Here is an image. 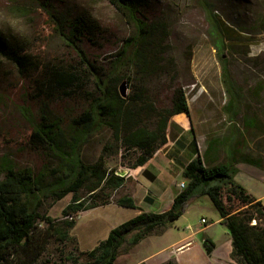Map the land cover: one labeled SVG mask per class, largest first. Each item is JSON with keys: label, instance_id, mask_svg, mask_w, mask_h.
Returning <instances> with one entry per match:
<instances>
[{"label": "rangeland", "instance_id": "374dc122", "mask_svg": "<svg viewBox=\"0 0 264 264\" xmlns=\"http://www.w3.org/2000/svg\"><path fill=\"white\" fill-rule=\"evenodd\" d=\"M144 13L148 22L159 21L166 26L168 38L164 43L170 44L176 66L169 73L159 72L142 78L136 75L134 67L124 64L125 78H131L130 93L143 89L141 91L153 98L157 106H163L169 104L171 87H182L196 120L200 114L208 115L209 110L223 114L234 105L244 112L239 119L244 127L256 115L264 126V0H151ZM79 16L91 18L97 26L89 38L77 40L79 49L101 73L109 72L119 53L127 49L126 40L137 32L131 18L109 0H0V33L26 43L42 63L79 66L83 59L79 49L67 43L59 32L69 33L71 22ZM58 17L63 20L62 27L58 25ZM212 20L219 23L224 32L222 49L216 48L211 34ZM222 59L230 74L229 86L224 82ZM82 82L74 95L46 97L41 94L38 97L35 84L22 78L11 62L0 57V165L10 160L19 168L30 167L35 172L43 167L46 157L29 144L34 125L42 114L49 113L61 118L64 126L69 127L98 94L91 74L87 73ZM219 127L220 137L229 131L225 121ZM246 130L251 135L249 127ZM204 135L203 144L212 136ZM188 136L192 137V132ZM110 137V130L95 136L84 147L83 160L95 162ZM224 145L231 147V143ZM228 154L232 158V153ZM106 160L109 167L120 171L129 169L122 163L121 155ZM220 160L225 162L227 158L223 154ZM248 164L246 169L251 176L246 178L251 192L262 195L264 183L257 179L264 177V169L256 165L253 171V165ZM3 177L1 173L0 179ZM127 194L130 192L127 193L126 188L120 189L112 204L75 216L77 222L69 240L62 243L52 239L45 257L62 260L73 255L84 259L82 253L94 249L113 228L142 211L161 212L170 206L168 197L147 202L140 193L135 195L139 208L118 205L117 199ZM71 199L72 194H69L58 201L48 211L49 215L63 219V209ZM230 206L234 211L244 208L238 200L231 201ZM202 218L207 222L203 223ZM206 238L215 243L212 254L204 246ZM231 238L210 196L197 195L190 199L183 215L164 232L152 234L133 247L125 242L117 264H160L169 260L178 264H241L231 256ZM189 241L187 249L178 251Z\"/></svg>", "mask_w": 264, "mask_h": 264}, {"label": "trees", "instance_id": "16d2710c", "mask_svg": "<svg viewBox=\"0 0 264 264\" xmlns=\"http://www.w3.org/2000/svg\"><path fill=\"white\" fill-rule=\"evenodd\" d=\"M109 1L127 14L137 29L126 40L127 49L119 53L109 72L101 73L77 45V40L89 38L94 28L97 29L91 18L77 17L71 22L69 33L59 30L67 43L79 49L83 58L79 66L42 63L26 43L0 33V57L11 62L22 78L35 84L36 96L74 95L87 73L92 75L98 93L69 127L59 117L49 113L41 115L29 138L31 148L47 159L38 172L30 167L19 168L10 160L0 165V175L4 173L0 179V264H117L125 242L133 247L152 234L164 232L183 215L190 199L197 195L212 199L232 237V258L241 264H264V202L235 181L234 162L207 166L199 152L184 168L188 183L176 195L170 209L142 211L113 228L94 249L83 252L84 259L73 255L62 260L45 257L52 239L62 243L69 240L70 231L76 226L75 216L113 203L115 193L126 184L127 175L109 167L107 157L121 155L122 163L128 168L145 165L167 144L171 118L180 113L190 115L182 87H171L169 104L163 106H157L143 89L129 91L126 98L121 95L119 85L127 75L122 72L124 64L134 67L137 76L147 78L159 72L169 73L176 63L170 54V44L164 43L168 38L166 26L159 21L148 22L144 13L151 0ZM62 22L58 17L61 27ZM211 34L216 48L222 49L224 32L215 20H212ZM221 61L224 82L229 86L230 74L225 60ZM127 79L131 82L130 77ZM106 130L111 131V137L100 157L95 162H85L84 147ZM69 194L72 199L63 209V219L49 215L48 211ZM233 200L240 201L244 208L234 211L230 206ZM116 203L138 208L130 194L119 197ZM254 220L258 222L253 223ZM204 246L209 254L213 253L215 243L211 239L206 238ZM160 264L178 263L169 260Z\"/></svg>", "mask_w": 264, "mask_h": 264}, {"label": "crops", "instance_id": "0c3cea01", "mask_svg": "<svg viewBox=\"0 0 264 264\" xmlns=\"http://www.w3.org/2000/svg\"><path fill=\"white\" fill-rule=\"evenodd\" d=\"M231 107L223 114L209 110L208 115L200 114L198 120L195 119L194 114L192 115L193 111L190 107V115L180 113L171 118L167 130V144L161 147L145 165L127 169L128 180L122 189L126 188L127 193L130 192L136 205L135 195L140 193V197L147 202L168 197L170 199L168 209H170L176 195L184 189L180 187L181 183H188L183 175L184 168L198 155V152L205 157L207 166L234 162L235 181L243 185L251 195L264 202V194L254 195L251 186L249 187L250 181L246 178L251 176L246 169L248 163L253 165V171L256 170V165L264 169L263 120L258 115L250 119L246 126L250 130L251 135H249L245 125L239 123L244 112L239 111L234 105ZM228 117H230L229 121ZM224 121L225 128H229V131L220 137L219 125ZM206 131L207 135H204ZM189 132H192V137L188 136ZM203 135L213 137L211 136L209 142L205 141L203 144L201 140ZM225 142L231 143V147L227 148ZM228 153H232V158ZM223 154L227 158L225 162L220 160ZM257 180L259 183H264L263 176ZM190 244V241L183 244L178 251H184ZM185 245L186 247L183 248Z\"/></svg>", "mask_w": 264, "mask_h": 264}, {"label": "water", "instance_id": "95a60500", "mask_svg": "<svg viewBox=\"0 0 264 264\" xmlns=\"http://www.w3.org/2000/svg\"><path fill=\"white\" fill-rule=\"evenodd\" d=\"M129 83H130L129 80L127 78H125L119 85V91H120L121 95L125 98L128 97V95H129V91H130ZM127 173H128L127 170H123L120 172L121 175H127Z\"/></svg>", "mask_w": 264, "mask_h": 264}, {"label": "built area", "instance_id": "2783aa9c", "mask_svg": "<svg viewBox=\"0 0 264 264\" xmlns=\"http://www.w3.org/2000/svg\"><path fill=\"white\" fill-rule=\"evenodd\" d=\"M180 187H181L182 189L185 188V187H186V183H185V182H182L181 185H180ZM202 222H203V223H206L207 221H206L205 218H202ZM255 223H256V222H255Z\"/></svg>", "mask_w": 264, "mask_h": 264}]
</instances>
